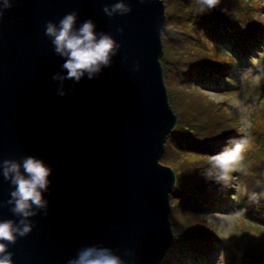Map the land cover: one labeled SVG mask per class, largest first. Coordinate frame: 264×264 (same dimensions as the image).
<instances>
[{"label": "water", "instance_id": "1", "mask_svg": "<svg viewBox=\"0 0 264 264\" xmlns=\"http://www.w3.org/2000/svg\"><path fill=\"white\" fill-rule=\"evenodd\" d=\"M165 0H124L131 12L107 16L118 0H11L0 18V161L32 155L51 168L47 215L8 244L14 264H67L89 245L125 264H160L172 245L173 169L160 162L177 124L160 57ZM92 19L120 49L94 79L64 82L63 59L45 35L70 12ZM123 28V31L118 29ZM12 186L0 176V202ZM0 219L18 220L9 207ZM7 243V242H5Z\"/></svg>", "mask_w": 264, "mask_h": 264}, {"label": "rangeland", "instance_id": "2", "mask_svg": "<svg viewBox=\"0 0 264 264\" xmlns=\"http://www.w3.org/2000/svg\"><path fill=\"white\" fill-rule=\"evenodd\" d=\"M252 1L248 4L257 13L254 20L260 25V19H264V0ZM164 4L166 24L162 32L163 53L160 62L169 103L178 122L173 129V139L165 146V160L162 161V164L173 169L176 176L170 194L172 245L177 225L181 236H190V249L194 245L211 246L221 242L217 261H224L225 264H264V222L254 221L250 214L252 209L261 208L264 213V148L256 140L257 131L260 129L261 133L264 132V41L254 52L247 50L245 45L251 43L258 32L257 24L247 29L243 18L236 16V26L239 27L234 30L238 36L237 53L240 56L250 54L248 59L254 64H242L239 60L237 68L230 74L233 77L231 87H223L219 91L202 85L191 87L187 85L188 81H183L179 66L194 59V50L197 52L201 48V51L204 49L209 54V59H202L206 65L202 64L201 68H211L208 62L220 67L216 44L201 40L199 30L195 29V22L205 19V25L199 26V29L206 27L212 30L214 26L209 21L212 15L199 12L197 0H165ZM226 6L225 0H219L214 10L219 11ZM181 11L189 13L185 25L179 16ZM220 12L225 13L223 10ZM211 20L216 22V16ZM163 58L169 63L168 69ZM179 58H183L184 62H180ZM231 113L232 119L226 122ZM214 127L221 132H210ZM231 132L234 134L229 136ZM241 139L246 143L241 158L233 166L235 170L229 173V180L219 182L215 180V175L211 179L207 177L205 172L209 168V161L216 155L214 150L207 148L215 145L230 148V141L238 142ZM195 188H200L194 197L199 200L191 202L184 198V204H181V197L192 196L195 191L191 190ZM227 194L236 197L232 202H227V206H233L241 196L244 210L198 214L191 211L192 207L189 206L203 201L215 202Z\"/></svg>", "mask_w": 264, "mask_h": 264}, {"label": "clouds", "instance_id": "3", "mask_svg": "<svg viewBox=\"0 0 264 264\" xmlns=\"http://www.w3.org/2000/svg\"><path fill=\"white\" fill-rule=\"evenodd\" d=\"M219 0H197L199 12L214 7ZM12 6L11 0H0V18L4 10ZM104 13L112 17L115 14H127L131 7L118 0L111 6L103 8ZM78 22V13L73 11L64 15L58 22L48 21L45 35L50 39L53 50L63 59L62 71L54 73L52 79L59 82L57 94L65 96L63 87L67 80L79 83L83 78L94 79L102 70L109 67L112 57L117 55L120 44L111 34L98 32L92 19ZM123 31V28L118 29ZM231 148H225L209 161L205 175L210 179L215 175L216 181H227L229 173L241 158L246 141L233 142ZM52 168L41 158L26 156L22 160L4 159L0 161V176L10 182L12 190L7 201L0 202V207H9L18 218L0 219V264H14L13 254L8 244L15 243L18 238L25 237L33 230L31 218L43 212L47 215L48 200L45 193L50 186ZM7 242V243H5ZM67 264H125L120 256L109 247L89 245L81 248Z\"/></svg>", "mask_w": 264, "mask_h": 264}, {"label": "trees", "instance_id": "4", "mask_svg": "<svg viewBox=\"0 0 264 264\" xmlns=\"http://www.w3.org/2000/svg\"><path fill=\"white\" fill-rule=\"evenodd\" d=\"M227 2V6L224 9H220L225 11V13H221L220 10L216 11L214 10V7L207 9L204 11L206 15H212L216 16L217 21L213 22L211 20V17L209 19L210 22L213 24L212 30H208L206 27H202V29H199V26L205 25V19L204 20H199L196 23L195 29L199 30L200 33V39L205 41H211L212 43L216 44V49H217V55L216 57L218 58L219 61H221L220 67H215L214 63L208 62V64L211 66V68H201V65H206V63H202V59L206 60L209 59L208 53L206 50L199 48V50L196 52L194 50L193 57L194 59L190 60L189 62H184L183 58H179L180 62H184V64L179 66L181 68V73L183 76V81L184 79L188 81L187 85L191 87H197L202 85L203 87H207L210 89L214 90H220L223 87H231L233 86L232 84V79L233 77L230 75L232 71H234L237 68V63L239 60L241 61L240 63L242 64H252V60L248 59L250 54H247L245 56H240V53H237L236 48L238 47V36L235 34V28H239L236 26L235 22V17L236 16H241L243 18V21L245 22L247 29L249 27L254 28L255 25L257 24L256 21L254 20V17L257 15V13H254V9L249 7L248 2L252 0H225ZM253 2V1H252ZM251 2V3H252ZM251 5V4H250ZM252 7L255 6L254 4L251 5ZM181 20H184L183 23L187 22L186 19L188 18V11H181ZM219 12V13H216ZM216 13V14H213ZM221 15V16H220ZM207 19V18H206ZM222 22V23H220ZM220 23V24H219ZM260 25L257 24L258 32L254 35L253 41L251 43H248L245 45L247 50H250L252 52L255 51L258 47L260 48L261 42L264 41V19H260L259 21ZM226 25L228 27H226ZM188 26H191L188 24ZM223 28V29H222ZM163 35V34H162ZM168 36V35H167ZM199 39V40H200ZM168 40V39H167ZM242 49V48H241ZM166 56V55H165ZM165 60V66L167 69L169 68V63H167L166 58H163ZM254 64V63H253ZM252 64V65H253ZM238 70V69H237ZM224 109V107H223ZM225 110V109H224ZM233 117V113H231L226 120V122L230 121ZM178 123V122H177ZM227 129H229L228 125L225 124ZM239 127V126H238ZM264 127V125H263ZM192 129V128H191ZM213 130L216 131L214 134H218L221 131H218V127H214L210 132ZM234 132H231L229 134L232 135ZM257 141H260V147L264 148V132L261 133L260 129L256 133ZM170 139H173V130L172 132L168 135L167 140L165 142V146H167V143L170 141ZM172 142H170L171 144ZM230 144V143H228ZM228 148L227 145H215L214 147H208V150H214L216 155L221 153L222 151L225 150V148ZM232 147V145H231ZM230 147V148H231ZM165 160V150L163 152V155L161 157L160 162ZM192 196L190 197H181L180 203L184 204V198L185 200H190L191 202H194L199 199H194L195 196L198 195V191H200V188H195L192 189ZM175 193V191L173 192ZM236 199L234 196H229V194L225 196H221L216 199L215 202H207L203 201L202 203H192L191 206V211L197 212L198 214L201 213H232L233 211H243V202L244 200L242 199L241 196L238 197L237 200L234 201L233 206H227V202H232V200ZM193 208L197 210H193ZM262 208L259 210H251L250 214L253 217L254 221L264 222V213L261 212ZM246 212H248L246 210ZM264 223H262L263 225ZM174 232L176 233V236L174 237L173 245L170 247L168 250L165 258L160 264H225L224 261H217V254L219 252V249L221 247V242L216 243V245H206V246H200V245H194L191 247L188 244V239L190 236L184 235L181 236V230L179 229V226L174 228ZM174 233V234H175ZM177 242V243H176ZM176 244V245H175ZM207 253V254H206ZM217 261V262H216Z\"/></svg>", "mask_w": 264, "mask_h": 264}]
</instances>
